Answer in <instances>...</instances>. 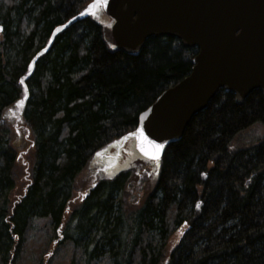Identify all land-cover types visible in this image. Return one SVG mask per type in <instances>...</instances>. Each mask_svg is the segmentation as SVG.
I'll return each mask as SVG.
<instances>
[{"label": "trees", "instance_id": "1", "mask_svg": "<svg viewBox=\"0 0 264 264\" xmlns=\"http://www.w3.org/2000/svg\"><path fill=\"white\" fill-rule=\"evenodd\" d=\"M91 2L0 0V264H264L263 94L220 89L158 165L107 177L97 155L198 49L151 38L131 57L91 15L54 36Z\"/></svg>", "mask_w": 264, "mask_h": 264}, {"label": "water", "instance_id": "2", "mask_svg": "<svg viewBox=\"0 0 264 264\" xmlns=\"http://www.w3.org/2000/svg\"><path fill=\"white\" fill-rule=\"evenodd\" d=\"M90 15L111 32L113 49L131 57L151 38H173L198 49L190 75L140 115L134 132L97 155H107L102 162L107 177L134 167L137 159L158 165L220 89L233 93L239 105L257 90L264 98V0H93L54 36ZM156 145H163L159 160ZM123 149L126 160L116 167L111 158L119 159Z\"/></svg>", "mask_w": 264, "mask_h": 264}, {"label": "rangeland", "instance_id": "3", "mask_svg": "<svg viewBox=\"0 0 264 264\" xmlns=\"http://www.w3.org/2000/svg\"><path fill=\"white\" fill-rule=\"evenodd\" d=\"M257 129H255L252 134L255 135L256 137H254V139H261L264 138V128L263 127H256ZM19 134V133H18ZM239 141V140H238ZM250 142H244L243 145L249 144ZM116 144V143H115ZM115 152V149H111L110 150V154L113 155V153ZM122 152V156L118 159L117 157H113L111 158V160L114 162V165H116V167H120V165L122 164V160H126L127 157V153L124 152V149L121 151ZM22 156V155H21ZM105 158H107V155H101V157L99 156L98 159L103 162V160H105ZM139 163H142L141 160L137 159L136 161L133 162V165L135 168L139 167ZM141 185V186H140ZM146 187V183L145 181L141 180L138 181L136 179V181L134 182V186L131 190L132 193V198L131 201L133 202L134 200H137V204L139 203V195H143V193H145L146 191H144ZM139 196V197H138ZM130 199V198H129ZM24 264H32V260L31 259H26Z\"/></svg>", "mask_w": 264, "mask_h": 264}, {"label": "snow or ice", "instance_id": "4", "mask_svg": "<svg viewBox=\"0 0 264 264\" xmlns=\"http://www.w3.org/2000/svg\"><path fill=\"white\" fill-rule=\"evenodd\" d=\"M29 67H31V65H29ZM21 83H23V81H21ZM163 147V145H156L155 146V156H154V158L155 159H157V160H159V152H160V149ZM199 204H197V207L199 208Z\"/></svg>", "mask_w": 264, "mask_h": 264}]
</instances>
